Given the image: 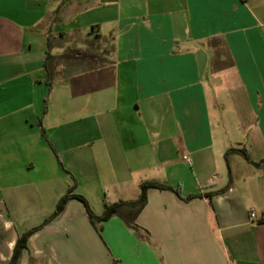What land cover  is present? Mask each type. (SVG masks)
Instances as JSON below:
<instances>
[{"label": "crops", "instance_id": "obj_1", "mask_svg": "<svg viewBox=\"0 0 264 264\" xmlns=\"http://www.w3.org/2000/svg\"><path fill=\"white\" fill-rule=\"evenodd\" d=\"M262 159L264 0H0V264H264Z\"/></svg>", "mask_w": 264, "mask_h": 264}, {"label": "trees", "instance_id": "obj_2", "mask_svg": "<svg viewBox=\"0 0 264 264\" xmlns=\"http://www.w3.org/2000/svg\"><path fill=\"white\" fill-rule=\"evenodd\" d=\"M104 51V50H103ZM96 52V51H91V52H88V51H81L79 53H77V56H78V59L79 60H84V61H91L95 64L93 65H89V66H86L84 67L85 69H88V70H92V69H97L98 67H100V65H102V63L105 62V55L108 53L107 49H105L104 52ZM50 45L48 46V49H47V58H46V65H45V68L47 70V74L48 73V68H49V61H50ZM70 56L69 55H66V56H63V58H69ZM232 153H239L241 156H243V158L249 162V163H252L251 161V158L249 156V153L247 152V150L245 148H241V149H229L227 150V152L225 153L224 155V158H225V161L228 162V157L232 154ZM264 162V159H262L259 163H256L255 165L259 166L260 163ZM150 188H156V189H159V190H169L171 189V187L167 186V185H162V184H158V183H143L141 184L140 186V195L138 197V199L134 200V201H129V202H126V201H120L116 204H112V205H107L105 207V210H104V213L101 217L97 218L98 220L100 221H104L106 219H108L111 215H113L120 207L122 206H128L133 215L135 216L137 213H139L143 207L145 206L146 204V201H147V197H146V191ZM223 190H221L220 192H223ZM70 197V195L67 193L64 197H62L58 204H57V207H56V210L55 212L53 213L52 216H55L56 214H58L64 207L67 199ZM79 199H81L85 204V200L80 197ZM87 206V204H86ZM87 209H88V213H89V217L91 219H96V217L93 215V213L89 210L88 206H87ZM134 216L133 218H131L130 221H127L126 224L129 228L131 229H134L136 228L137 226L133 223V220H134ZM259 223H264V219H261L259 221ZM29 234H26L24 237H22L16 247H15V250H14V254H13V258L10 262V264H17V261H18V256H19V253L21 250L24 249L25 247V238L28 236Z\"/></svg>", "mask_w": 264, "mask_h": 264}, {"label": "built area", "instance_id": "obj_3", "mask_svg": "<svg viewBox=\"0 0 264 264\" xmlns=\"http://www.w3.org/2000/svg\"><path fill=\"white\" fill-rule=\"evenodd\" d=\"M182 160L185 162V163H187V164H191V160H190V158L188 157V156H183L182 157ZM250 218L251 219H255L256 218V215H255V213H251L250 214Z\"/></svg>", "mask_w": 264, "mask_h": 264}, {"label": "rangeland", "instance_id": "obj_4", "mask_svg": "<svg viewBox=\"0 0 264 264\" xmlns=\"http://www.w3.org/2000/svg\"><path fill=\"white\" fill-rule=\"evenodd\" d=\"M78 40H80V41H81V40H82V37H81V36H79V37H78ZM85 66H86V65H85L84 63H83V64H80V67H81V68H84ZM80 67H79V68H80Z\"/></svg>", "mask_w": 264, "mask_h": 264}]
</instances>
